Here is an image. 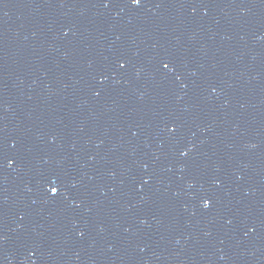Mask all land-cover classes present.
Instances as JSON below:
<instances>
[{
  "label": "water",
  "instance_id": "1",
  "mask_svg": "<svg viewBox=\"0 0 264 264\" xmlns=\"http://www.w3.org/2000/svg\"><path fill=\"white\" fill-rule=\"evenodd\" d=\"M0 264H264V0H0Z\"/></svg>",
  "mask_w": 264,
  "mask_h": 264
},
{
  "label": "snow or ice",
  "instance_id": "2",
  "mask_svg": "<svg viewBox=\"0 0 264 264\" xmlns=\"http://www.w3.org/2000/svg\"><path fill=\"white\" fill-rule=\"evenodd\" d=\"M140 2V0H134V3H139ZM165 67H167V65H165ZM52 192L53 193H57L58 192V188H56V187H53L52 189ZM209 202L208 201H205V205L207 206V204H208Z\"/></svg>",
  "mask_w": 264,
  "mask_h": 264
}]
</instances>
